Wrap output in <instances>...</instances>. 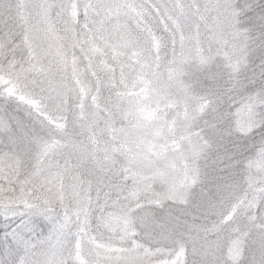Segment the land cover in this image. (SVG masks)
<instances>
[{"label": "snow or ice", "instance_id": "snow-or-ice-1", "mask_svg": "<svg viewBox=\"0 0 264 264\" xmlns=\"http://www.w3.org/2000/svg\"><path fill=\"white\" fill-rule=\"evenodd\" d=\"M223 7L232 9L236 25L250 26V31L259 29V47L252 55L264 56V0H236L235 5L225 0ZM53 8L58 18L65 10L70 12L73 31L83 41L80 59L87 75V90L79 89L77 105L68 96L57 97L50 105L46 90L41 87L37 91L36 81L25 76V66L17 63L10 54L12 50L0 44V73H7L11 85L0 91V217L9 225L0 238V264H69L71 248H79L89 236L97 244L91 264H155L149 257L162 254L165 249L153 248L138 239L128 219L130 209L122 197L129 181L147 186L149 177L131 168H118L111 158L117 150L115 144L109 147L101 139L111 131L100 130L111 115L110 98L103 95L106 87L109 83L112 88L126 85L125 73L137 70L135 60L120 59L123 53L113 42L112 30L120 29L123 19L129 21L134 32L158 28L167 33L174 57L168 61L167 69L172 79L181 74L180 66L189 58L201 64L212 59L203 54L206 39L197 19H203L201 6L198 0H0V34L19 27L27 36L33 15L38 12L41 18H47ZM211 51L209 46L208 52ZM223 55L227 56V52ZM151 67L160 82L154 90L159 102L167 82L161 80L158 55L153 57ZM226 67L231 86L217 90L213 117L226 124L229 134L235 137L232 151L241 157L237 163L260 168L264 165V62L250 67L229 60ZM109 70L110 80L102 76ZM219 77L220 73L209 70L211 85L216 86ZM74 80L79 85V79ZM89 104L94 106V112L82 130L76 129L73 109ZM206 107L207 101L201 110ZM70 126L73 130L62 140L52 138L53 129ZM155 135L160 136L161 132L158 130ZM169 148L166 143L148 142L144 159L149 166H156L153 175L165 177ZM81 167L87 171H75ZM44 169H50V174H45ZM68 176L72 177L70 184H66ZM66 191L75 199L66 200ZM50 193H55L54 200L49 198ZM129 195L134 197L135 193ZM253 207H264V202ZM34 218L46 222L47 231H39ZM181 227L180 218L170 215L161 228L160 239L168 235L169 229ZM108 233L119 235L105 240ZM184 251L180 248L171 264H176V258Z\"/></svg>", "mask_w": 264, "mask_h": 264}, {"label": "clouds", "instance_id": "clouds-1", "mask_svg": "<svg viewBox=\"0 0 264 264\" xmlns=\"http://www.w3.org/2000/svg\"><path fill=\"white\" fill-rule=\"evenodd\" d=\"M198 2L203 19H197L206 39L203 54L211 55L212 59L210 63L201 64L189 58L180 66L181 74L172 79L167 69L168 61L174 57L167 33L158 28L134 32L129 21L123 19L118 30H112L109 24L113 42L118 52L123 53L120 59L135 60L137 70L125 73L126 85L112 88L109 83L106 87L103 95L110 98L111 115L100 130L111 131L107 138L101 136V139L109 147L115 144L117 150L111 153V158L118 168H131L149 177L147 186L143 182L129 181L122 197L130 209L128 219L138 239L150 243L153 248L165 249L162 254L149 257L155 264L164 261L171 264L180 248L185 251L176 258V264H185V261L187 264H264V207H253L264 202V165L248 168L246 163L238 164L241 157L232 151L235 137L229 134L226 124L213 117L217 90L231 86L226 67L229 60L247 63L250 67L264 62V56L252 55L259 47L260 31L236 25L232 9L223 7L225 0ZM229 3L235 5L236 0H229ZM55 13V8L49 10L47 18L35 13L27 36L19 27L11 32L5 30L0 34V44L12 50L10 54L17 63L25 66V76L36 81L37 91L41 87L46 90L50 105L55 98L64 96L77 105L81 95L79 89L87 90V75L80 59L83 41L73 31L70 12L65 10L60 18ZM157 55L161 80L167 82L159 102L154 90L160 87V82L151 67ZM241 57L247 59L241 60ZM209 70L220 73L216 86L210 84ZM102 76L110 80V70ZM74 77L79 79V85ZM8 79L6 72L0 73V91L11 86ZM261 86L264 87V83ZM206 101L207 107L201 110ZM94 110L91 104L83 109L74 108L75 128L82 130ZM72 130L71 126L53 129L52 138L62 140ZM158 130L160 136L155 135ZM148 142L170 146L164 178L153 175L156 166H149L144 159ZM43 171L50 174L51 170ZM75 171L84 173L87 168ZM71 182L72 177L68 176L66 184ZM129 193H135L134 197ZM49 198L54 200L55 193H50ZM65 199L74 200L75 197L66 191ZM173 214L180 218L182 227L169 229L168 235L160 239L162 226ZM251 216L257 219L252 220ZM112 235L119 233H108L104 239ZM96 249L97 244L92 243L90 236L84 238L79 248H71L69 264H91Z\"/></svg>", "mask_w": 264, "mask_h": 264}, {"label": "rangeland", "instance_id": "rangeland-1", "mask_svg": "<svg viewBox=\"0 0 264 264\" xmlns=\"http://www.w3.org/2000/svg\"><path fill=\"white\" fill-rule=\"evenodd\" d=\"M18 222V221H17ZM34 223L38 224L39 231H46L47 230V225L46 222H44L43 220L39 219V218H34ZM1 226H2V234L0 235V238H2L4 231L7 229V227H9L8 223L4 220L3 217H1V222H0Z\"/></svg>", "mask_w": 264, "mask_h": 264}, {"label": "trees", "instance_id": "trees-1", "mask_svg": "<svg viewBox=\"0 0 264 264\" xmlns=\"http://www.w3.org/2000/svg\"><path fill=\"white\" fill-rule=\"evenodd\" d=\"M258 57V56H257ZM0 222H1V217H0ZM2 226H1V224H0V235L2 234Z\"/></svg>", "mask_w": 264, "mask_h": 264}]
</instances>
